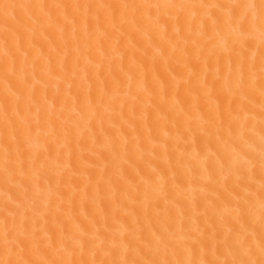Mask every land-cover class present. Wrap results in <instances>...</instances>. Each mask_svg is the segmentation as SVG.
I'll return each instance as SVG.
<instances>
[{"label":"bare ground","instance_id":"6f19581e","mask_svg":"<svg viewBox=\"0 0 264 264\" xmlns=\"http://www.w3.org/2000/svg\"><path fill=\"white\" fill-rule=\"evenodd\" d=\"M264 0H0V264H264Z\"/></svg>","mask_w":264,"mask_h":264},{"label":"snow or ice","instance_id":"6c2138e0","mask_svg":"<svg viewBox=\"0 0 264 264\" xmlns=\"http://www.w3.org/2000/svg\"><path fill=\"white\" fill-rule=\"evenodd\" d=\"M262 7H264V2H262Z\"/></svg>","mask_w":264,"mask_h":264}]
</instances>
